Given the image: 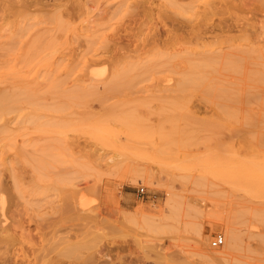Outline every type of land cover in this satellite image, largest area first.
Wrapping results in <instances>:
<instances>
[{
	"label": "rangeland",
	"instance_id": "obj_1",
	"mask_svg": "<svg viewBox=\"0 0 264 264\" xmlns=\"http://www.w3.org/2000/svg\"><path fill=\"white\" fill-rule=\"evenodd\" d=\"M2 206L17 261L77 228L264 264V0H0Z\"/></svg>",
	"mask_w": 264,
	"mask_h": 264
},
{
	"label": "bare ground",
	"instance_id": "obj_2",
	"mask_svg": "<svg viewBox=\"0 0 264 264\" xmlns=\"http://www.w3.org/2000/svg\"><path fill=\"white\" fill-rule=\"evenodd\" d=\"M90 69L92 73L95 72L94 67L91 66ZM96 76L98 75H95L94 78H96ZM91 77L93 78V76ZM100 131L97 130V132L101 133ZM97 140H98V136H97ZM75 198H77V196ZM75 203L71 204V206L68 205L69 208L73 210L74 212H78L79 214H80V211L84 212V206L86 205L85 202L81 200L80 202L78 201L77 203V200H76ZM138 214L141 216L142 220L145 223H154L153 217L145 213L143 210L139 209ZM9 219L10 218L8 217L6 213L5 207L2 206L0 210V240L3 241V243L8 242V241H14L13 238L15 235V229L9 222ZM106 227L108 228L107 230H109L108 233H110L115 228V224L108 223ZM73 230H75L74 233L61 237L56 242V244L59 246V250H58L57 255L54 258L55 260L53 259V257L47 258V254L44 253L42 256H39L41 257V259L36 260V261H32L31 259L17 261L14 259L11 253L9 254L3 253V254H0V264H48V263L51 264V262H55V261L58 264H177L176 259L178 258L176 255L178 253L174 252L175 250L170 251L169 253H162L161 250L158 248L157 243H151V242L144 243V241L142 240H135V239L134 240H135L136 245L135 247H132L131 245H128L126 242L113 239L112 237L114 236V234H112L113 236L111 237L108 236L109 238L102 245L100 246L98 245L99 248H97L96 251L90 252L89 251L90 249L85 251L86 244H84V242L80 239V234H79L80 229L74 228ZM94 234H98V233L95 232L92 234V236H89V237L94 238L96 236L97 238V236H99V235H94ZM104 235L106 234L104 233ZM99 237H103V236H99ZM228 240L232 241L235 239L230 238ZM230 241H229L230 243L229 245L233 244L234 247L235 245H238L236 241H233L232 243ZM73 253H75V255H73ZM178 260H181V258ZM202 262L204 261L202 260Z\"/></svg>",
	"mask_w": 264,
	"mask_h": 264
},
{
	"label": "built area",
	"instance_id": "obj_3",
	"mask_svg": "<svg viewBox=\"0 0 264 264\" xmlns=\"http://www.w3.org/2000/svg\"><path fill=\"white\" fill-rule=\"evenodd\" d=\"M138 190H139V193L146 194L145 187L140 186ZM224 243H225V236L222 233H219L213 238V240L211 242V246L213 248H219V247L223 246Z\"/></svg>",
	"mask_w": 264,
	"mask_h": 264
}]
</instances>
